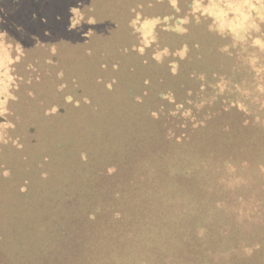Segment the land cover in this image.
Returning <instances> with one entry per match:
<instances>
[{"label": "trees", "instance_id": "obj_1", "mask_svg": "<svg viewBox=\"0 0 264 264\" xmlns=\"http://www.w3.org/2000/svg\"><path fill=\"white\" fill-rule=\"evenodd\" d=\"M137 12L148 15L143 7L134 10L130 20ZM148 20L134 18L129 28L134 30ZM124 32L121 38L128 35ZM158 32V28H152L150 37L143 38L144 42H141L143 35L135 37L134 32L126 41L117 37L115 42L126 43H120L121 55L116 63L102 53L95 68L98 72L117 71L118 65L129 64L132 75L142 69L143 88L134 82L127 84L125 77L119 76L116 85L113 78L103 80L101 98L94 97L93 89H86L87 102L83 99L79 105L83 120L96 115L88 113L96 111L93 107L96 102L106 106L112 100L115 107L113 111H96L99 116H105L104 127L113 123L111 145L103 153V164L88 167L93 159L92 150L79 143L78 135L55 142L56 150L65 145V153L81 165L76 171L65 167V194L55 195L51 201L35 197V219L42 218L48 209L49 216L54 218L49 221L54 230L45 231L40 223H34L30 230L18 232L14 240L7 233V238L2 239L1 264H255L264 261V164L250 168V162L242 165L240 159L236 162L220 155L205 157L186 150L195 148L201 139L218 129L229 131L257 123L262 125L258 129L264 128V84L257 86V79H264V54H246L244 61L242 54H234L233 64L230 68L226 66L227 70L222 62L227 56L223 55L222 61L219 60L223 65L216 67L217 74L209 76V80L208 73L215 71V67L191 70L189 74L198 82L190 94L191 100L175 104L170 94L153 97L149 86L158 68L155 62L172 52L165 53L159 48ZM188 50H176L175 56L186 58ZM159 51L164 52L161 57L157 55ZM175 65V61L170 62L171 68ZM104 82H109L105 88ZM70 99L67 96L64 103L69 104ZM165 100L167 103H161ZM83 120L80 128L85 123ZM102 129L91 134H102ZM50 161L48 157L44 163ZM44 165L38 168L43 169ZM57 169L51 178H57ZM29 179L24 182L27 187L26 193H22L24 199L33 190L35 193L39 190L38 195L42 193V181L39 184ZM202 179L211 186L210 198L204 202L172 192L177 180ZM155 181L161 185L150 190L152 197L158 198L156 207L145 201V192L127 196L122 186ZM106 184L111 186L110 197L100 191ZM22 202L26 204L25 200Z\"/></svg>", "mask_w": 264, "mask_h": 264}, {"label": "rangeland", "instance_id": "obj_2", "mask_svg": "<svg viewBox=\"0 0 264 264\" xmlns=\"http://www.w3.org/2000/svg\"><path fill=\"white\" fill-rule=\"evenodd\" d=\"M196 1L0 0V264L4 252L2 239L7 238V233L14 240L18 232L30 230L34 223H40L45 231L54 230L49 223L54 218L49 216L48 209L42 218L35 219V197L51 201L55 195L65 194V167L76 171L81 165L75 157L69 158L65 145L56 150L55 142L61 143L73 134L78 135L79 143L92 150L93 159L88 167L103 164V153L111 145L109 136L113 123L104 127L105 116H99L96 111H113L115 107L112 100L106 106L93 102L96 111L88 113L96 115L83 120L79 105L83 99L87 102L86 89H93L94 97L101 98L103 80L113 78L116 85L119 76L125 77L127 84L134 82L143 88L145 76L140 68L134 75L126 63L118 65L117 71L98 72L95 69L102 53L116 63L121 55L120 43H126L115 42L117 37L126 41L134 32L137 33L135 37L142 34L141 42H144L143 38L150 37V30L158 28L159 48L172 52L163 55L164 52L159 51L157 55L163 56L155 62L158 68L149 86L152 96L170 94L175 104L191 100L190 94L198 83L189 74L193 72L191 70L215 67V71L208 73L209 80V76L217 74L216 67L222 62L226 64L223 67L232 66L234 54H242V61L247 58L246 54H264L261 50L264 45V0ZM143 7L149 16L137 12L138 15L134 13L136 16L130 20L133 11ZM134 18L149 20L133 30L129 26ZM124 30L128 35L121 38ZM184 48L189 49L187 57H176L175 51ZM220 51H224L223 54ZM87 52L93 54L92 57ZM223 55L227 57L222 61ZM172 61L176 65L171 68ZM241 66V69L245 68V64ZM220 71L223 72L222 68ZM105 83L109 82H104V88ZM263 84V78L257 79L258 87ZM147 95L142 100H147ZM67 96L71 98L69 104L64 103ZM161 103H167V100ZM82 120L85 123L80 128ZM254 126L243 130L212 131L195 148L186 150L205 157L220 155L236 162L240 159L242 165L250 162V168H253L264 164V128L258 129L262 127L260 123ZM100 128L104 133L91 134ZM105 139H109L108 143ZM48 157L51 161L44 163ZM204 162L208 163V160L204 159ZM43 165V169L38 168ZM56 169L57 178H51ZM41 175L44 176L39 178ZM27 177L30 182L40 184L42 181L43 188L41 194H37L39 190L37 193L33 190L24 199L22 193L27 191L24 184ZM122 186L127 196L145 192L148 205H158V198L150 194L160 188L158 181L142 185L123 183ZM210 188L209 182L202 179L177 180L171 189L179 197L204 202L210 198ZM100 191L110 197L111 186L106 184ZM24 200L26 204L22 202ZM259 262L255 264H261Z\"/></svg>", "mask_w": 264, "mask_h": 264}, {"label": "clouds", "instance_id": "obj_3", "mask_svg": "<svg viewBox=\"0 0 264 264\" xmlns=\"http://www.w3.org/2000/svg\"><path fill=\"white\" fill-rule=\"evenodd\" d=\"M72 11V10H71ZM77 11H79V9H77ZM73 14V13H72ZM73 16V15H72Z\"/></svg>", "mask_w": 264, "mask_h": 264}]
</instances>
